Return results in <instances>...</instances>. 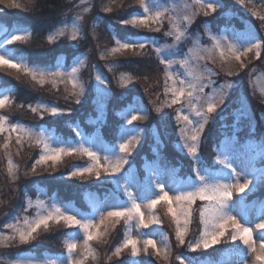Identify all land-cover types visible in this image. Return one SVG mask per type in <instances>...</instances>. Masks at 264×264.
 <instances>
[{"label":"snow or ice","instance_id":"obj_1","mask_svg":"<svg viewBox=\"0 0 264 264\" xmlns=\"http://www.w3.org/2000/svg\"><path fill=\"white\" fill-rule=\"evenodd\" d=\"M85 2L86 0H81V3ZM251 2L252 0H236V3L242 6H247ZM0 3L5 4L7 8H24L18 0H0ZM116 3L117 0H111V4ZM138 3L142 13L122 20L120 24L129 25L133 29H146L149 32H160L165 22L168 24L164 35L171 37L172 43L161 45L156 41L152 42L153 51L159 63L163 65L165 96V100L153 110L160 113L165 108L180 106L175 109L174 116L178 135L176 147L189 159L192 175L177 179L176 169L153 163L146 165L147 175L141 180L135 169L131 167L125 169V165L130 164L129 157L147 131L134 123L146 121L147 110L134 105H130L120 114L127 127L123 125L119 127V143L111 146L104 144L99 129L95 137H86L78 127L73 128L80 139L72 143L46 135L42 127L36 130L20 122L10 123L6 116L0 115V135L7 133L4 143L0 144V149L5 152L7 175L13 183L19 179V165L14 163L10 154V142L15 134L17 155L20 154L25 143L30 148L39 149L38 158L34 160L31 169L24 172L25 176L35 175L39 166H45L47 170L49 162L55 169L63 158L75 156L87 158L89 164L74 165L69 173L70 179L95 176L100 180L103 174L109 178L106 182L116 185L117 189L111 196V203L108 197L100 200L92 194L86 195L85 199L88 200L91 210L83 212L71 206L49 203L44 199L33 201L25 192L23 209L25 215L18 216L4 225L8 232L0 231V247H10L13 244L28 245L38 238L41 229L46 232L53 223L56 225L62 223L65 228L76 231L65 233L66 255L44 260L16 258L0 261V264H86L89 258L97 259L92 242L104 240L110 230H115L121 222L124 225L123 240L108 256V260L113 257L119 258L128 249L132 257L128 264H150L135 259L141 251L144 255L152 254L167 260L172 250L168 236L162 234V239L158 242L151 233L142 231L150 229L153 225H163V220L156 211L161 204L165 207V215L170 218L174 226L177 246H186L188 252L196 253L207 252L222 242H230L234 245L226 260L212 261L201 257L178 255L176 257L178 264H249L248 256L253 257L251 264H264V201H260L258 206L247 202V194L264 185V166L256 167L258 159L264 161V140L257 142L249 139L244 143L240 142L238 137L240 121L246 119L248 115L244 101L233 110L232 134L225 136L224 140L213 148L214 164H206L200 152L201 144L206 139L204 137L206 126L217 119L222 121L226 119L224 114L226 98L230 95V90L235 88L234 82L228 80L217 85L214 77L219 73L207 65L219 61L221 71L230 77L234 74L232 61L237 62L239 69L243 70L247 65L244 64L242 57L254 52L255 58L260 59L264 51V40H257L251 32L241 34L232 30L231 35L223 32L217 34L211 31L209 23L205 21L204 32L211 45L203 46L197 36L192 40V47L187 52H183L180 45L184 40L189 39L188 29L195 18L201 14L208 17L216 13L217 9L224 7L222 0H191L190 3L188 0H138ZM260 3L264 5V0H260ZM249 10L264 21V15L256 11L255 4ZM90 11L91 7L83 9L85 14ZM102 11L110 13L113 9L111 6H106ZM83 20L84 15L78 14L71 21H63L61 26L47 37V42L51 44L64 37L70 41L82 39ZM93 31H95V23ZM31 35L26 28L17 26L9 30L0 23V36L3 37L0 39V70L15 71L30 78L40 88L47 84L57 92L59 85L64 84L65 100L80 104L81 97L85 94L80 73L87 66V57L79 58L70 71L61 70L59 64L55 70L30 64L22 55L14 54L16 50L9 46L27 44ZM111 35L114 46L100 53L102 60L129 51L137 56L148 46L139 36L129 35L121 38L115 32ZM107 67L110 72L115 70L114 65ZM95 79L99 85L106 84L100 74H97ZM133 80L134 77L127 73L122 72L119 76L121 86ZM205 89L211 91L206 92ZM98 91L102 98L97 101L100 115L96 122L102 124L105 110L103 98L110 93L106 89ZM13 103L10 89L0 93V110L10 107ZM28 109L41 120L45 114L56 117L71 111L43 101H38L34 105L29 104ZM260 119L264 121V113L260 114ZM153 135L158 138V130H154ZM101 151L104 153L103 156ZM237 161L240 162L239 169L236 166ZM165 177H168L170 182H166ZM133 188L137 191L133 192ZM119 193L123 194L124 199L119 197ZM197 201L201 202L200 206L194 209L193 206ZM33 208L36 209L34 215L31 217L26 215ZM253 211L257 221L254 227L251 226ZM197 213L199 236L194 240H186L194 222V215ZM133 229L138 235L132 234ZM81 233L84 252L80 258H77L74 254ZM231 256L238 259L233 261Z\"/></svg>","mask_w":264,"mask_h":264},{"label":"trees","instance_id":"obj_2","mask_svg":"<svg viewBox=\"0 0 264 264\" xmlns=\"http://www.w3.org/2000/svg\"><path fill=\"white\" fill-rule=\"evenodd\" d=\"M78 1L79 0H18L19 3L24 5V8L19 9L7 8L5 7V4L0 3V23L5 26H8L9 28L21 25L28 26L32 31L31 38L27 44H17L11 46V48L16 50L15 53L17 55L27 57L28 60L31 61L45 63H52L53 60H56V58H58V56H62L65 62L70 63V61L76 55L83 54V56L87 57V66L84 68L83 75H80V77L84 78L85 81H89L90 83L86 84L90 85L91 88L90 92L85 93L84 96L81 97L80 104H75L74 102H71V100H65L64 98V109H70L71 111L69 113H66L60 117H52L48 114H45L43 120H41L38 115L33 114L28 109V104H24V100L29 99L30 103V101L33 99H50L49 97H47L49 95H46L47 92L50 91L49 87L46 86L44 91H42V94H34L32 92L38 91V86L35 85L30 80V78L25 77L23 75H19L14 71H8L7 69L0 70V87H14L11 91L14 103L10 107L1 110L0 115H5L7 118H10V121L12 123L15 120H19L21 122L30 124H45L46 126H48V128L53 130L57 137L61 136L60 138H64L63 136L65 135L72 134L73 128H75V126H79L80 128L85 129L86 131L92 132V127L94 128V126L88 121V118L90 117L89 112L91 108V102L92 99L95 97V92L92 88V78L94 76V72H96V68L100 69L101 67V64L96 61L95 56H99L100 52L105 51L106 48H111L114 45L112 43L113 39L111 35L113 32L117 33L121 38H123V36H129L133 34L139 35L138 33L140 31H146L149 33V31L145 29L139 30L137 31V33L130 31L136 29L126 28V30H121L122 26L124 25L121 26L120 21L128 19L130 16L136 14L135 11L138 10V8L140 10V6L138 5L137 0V4L135 3V0H124L121 2L120 6L117 7L113 11V13H111V15H109L117 23H119L117 31L109 26L106 27L102 23L98 25L104 31H100V40L98 41L97 47H92L90 42L88 44L85 43L84 40L87 41V38H82L78 41H70L69 39L62 38L51 44L48 43L47 37L45 36V31L51 29L53 24L59 23L61 21L63 22L64 20L70 18V16L76 11L79 12L80 7ZM255 5L259 10H264V6L261 3H256ZM243 13L250 20L252 19V21L258 24L256 28L260 33L261 39L264 40V21H261L258 17L254 16L252 12L250 13V15L245 11ZM81 14L84 15L83 22H85V26L88 27V24L91 20V13L88 12L85 14L82 12ZM244 15H232V18L226 17V14L224 13L216 14L215 16H209V19H211V24H213V26H215L216 28H220V26H226L240 30L243 29L245 26ZM254 19H256L258 23ZM91 28L93 29V27ZM102 32L110 36L111 40L109 41L108 37H105ZM156 35H158V33ZM160 36L161 34L159 33V37ZM80 50L83 53H81ZM144 50L145 51H142L140 55L134 57L133 54H130L131 56L129 57L115 59V62L109 64L115 66L117 63L115 69H123L134 76L136 71H140L141 75L139 76V80H142L140 82L142 83L141 87L133 84L121 86L117 80H111L110 71L108 69V72H102L105 70V66L101 67V72L106 75L107 79H109V83H114L113 87L111 88L112 93L110 94V96L112 97L116 93L122 96V101L116 105L118 107L127 106L131 103V100L134 97L143 99L142 97L144 95L146 97V92L152 93L153 88L157 89L158 85L155 86V80L158 79L159 82H161L160 77L162 76V70H160V63L157 60L156 54H153L150 50ZM90 53H93L95 58L93 56H90ZM158 74H160V77ZM18 75L19 79H17ZM19 105H23V107H19ZM231 105L232 104H229V102L228 104L226 102V106L224 108V114L226 116V119L223 121L217 119L215 122H210L207 126V131H205L206 134H204V137L206 139H204L205 142L204 140L202 142V147L204 148V151L202 153L204 154V157L206 156L204 162L208 165L214 164L215 157L214 153L213 155L212 153H210L209 144L211 142L217 144L219 143V140L221 138L232 134L233 129L231 126L233 124V110H231ZM255 110L259 111V106H257V108L255 107ZM174 116H168L164 118L165 123H168L170 121L174 122L171 126L172 129L166 128V130H163V133L161 131V138L163 137L165 147H162V145L159 146L156 150V153H154L151 150L153 145L152 142L148 139H142L141 143L136 147L132 156H130L129 159L135 162L139 156L144 154V150H147L146 154H148V156L152 157L154 154L152 159H154L155 157H159L162 166L166 165L169 169L174 168L176 169L177 173H181L184 171L190 172L191 166L189 165V159H187V157L184 156L179 150H177L172 144V142L169 141V135L171 133L177 132V126L175 124ZM105 118H107V120L105 122L103 121V123L99 125V128L101 129V135L106 140L112 141L114 140V132L116 134V124L118 121H120V118L117 116V114L114 113L108 114ZM257 123L258 124L253 125V123L248 117L240 121L238 137L241 143L249 139L255 140V138L258 139L260 137V133L261 130H263V127L261 126L259 121H257ZM165 135H167L169 138H167ZM4 137L5 136L0 135L1 139ZM38 151V148H32V162H34V160L37 158ZM14 156L16 158L18 156L16 146L14 147ZM65 158H68L70 163H68L65 168L63 167L64 169L60 168L55 171V169L53 170L52 168L47 167V170H45V166H39L37 168L38 172L34 176H30L27 179H23L21 177L23 175L21 174V178L17 180L18 183L16 185L12 183L10 184L7 181V174L3 176L0 173V229L5 230L6 228H4V225H6L9 221L18 216L15 212L18 207L14 208V203L20 199V207L24 206V191L27 190V194L30 195L36 191L37 185H39L41 188H44L49 194H52L53 196L57 197L58 201L77 203V207L81 209L88 208L83 198L84 193L90 191L86 189L93 188V190H96L100 195H103L104 193L108 194L109 192H111L113 185L110 182H106L108 181V178L105 177L103 174L101 175L100 180H97L95 176L85 177L82 179H70L69 172L72 170L74 165H86L89 164V161L87 160V158H77L75 156ZM157 161L159 162V160ZM28 165L30 166L31 164L29 163ZM0 169L3 172L1 160ZM260 194V199H262L264 197V185L258 186L257 190H255L254 193L251 194L248 198H257L256 196ZM156 211L163 220V225L158 227L159 229H161L163 235L168 236L170 244L172 246L171 252L174 251L173 256H171V258L165 264H178V260L176 259V257L182 254H185V256L187 254L190 257H201L202 259L213 260L234 247V245H232L230 242H222L221 244L209 249L207 252H188L186 246H177L174 236V226L171 224L170 218L165 215L164 205H159ZM197 219L195 220L194 217V222L191 225V231L186 237V240L190 241L193 239V236H195V234H193L194 231L196 233L199 232V223ZM67 230V228L62 229V227L59 225H52L50 226L48 231L45 232L43 230L42 232H40L38 238L32 242L38 245V250H40L36 254L43 256L46 254L52 255L63 253L64 237L65 233H67ZM123 236L124 225L123 222H121V224L116 226L115 230H110L109 235L104 240L100 241L99 243L97 241H93L92 247L95 251H97L96 253H98L99 255L97 263L94 264H128V261L132 258L130 256V249L125 250V252H123L119 258L113 257L111 260H108V256H110L115 247L122 242ZM40 248L44 249L41 250ZM27 251L33 252V250L29 249V247L26 246L13 248L11 249V258L21 256V254ZM149 253H151V250L149 251ZM94 261L95 260L89 258L86 261V264H92ZM145 262H150V264H164L159 260V257H156L152 254L146 256Z\"/></svg>","mask_w":264,"mask_h":264},{"label":"rangeland","instance_id":"obj_3","mask_svg":"<svg viewBox=\"0 0 264 264\" xmlns=\"http://www.w3.org/2000/svg\"><path fill=\"white\" fill-rule=\"evenodd\" d=\"M122 1H124V0H117V3L116 4H111V0H86L85 3H81V0H79L78 1L79 7H80L79 12L76 11L74 14H72L70 16V18H68L66 20L67 21H71V19L74 16H76L78 14H81L83 12V9L84 8L91 7V11L89 12V13H91V20H90V22L88 24V27H86L85 26L86 25L85 22H83L82 28H83V34H84L83 35V38H87L88 39L87 41L84 40L85 43L88 44L90 42V44L92 45V47L95 48V47H97L98 41L100 40V33H101L100 31H104V30H102L98 26L100 23L104 24L106 27L109 26V27H111V28H113L114 30L117 31V29L119 27L118 26L119 23H117L109 15H111V13H113V11L117 7L120 6V4H121ZM188 2L190 3L191 0H188ZM135 3L137 4L136 0H135ZM222 3L224 5V7L223 8H220V9H217V12L216 13L211 14L209 16H215L216 14H224L225 13L226 14V17H232L233 18L232 15H244V13H243L244 11L250 15V13L252 11H250L249 9L252 7L253 4L260 3V0H252L251 4H247V6H242L240 4H237L236 3V0H222ZM138 5H139V3H138ZM106 6H111L112 9H113V11L110 12V13L102 11V8L103 7H106ZM256 11H258L260 13V15H264V12H263L264 10H259L256 7ZM135 12H136V14H141L142 13V9L140 8V10H139V8H138V10H136ZM136 14H134V15H136ZM209 16L208 17H205L203 14H201V15H199V16H197L195 18L194 22L191 24V26L188 29L189 39L184 40L182 42V44L180 45V48L182 49L183 52H187V50L192 47V40L195 39L197 36H199L200 43L203 46L207 47V46H210L211 45V41L208 39V36L205 35V32H204V22L205 21H207L209 23V27H210L211 31H213L214 33L219 34V33H222L223 32V33H225L227 35H231L232 30H235L237 33H241V34H243L245 32H251L252 35L257 40H262L261 37H260V33H259L258 29L256 28L258 24H256L254 21H252V19L250 20L245 15H244L245 16V18H244V25L245 26H244L243 29H240V30L239 29H235V28H231V27H226V26H220V28H216L215 26H213V24H211L212 21H210L211 19H209ZM254 20L258 23V21L256 19H254ZM61 23H62V21L59 22V23L53 24L51 29H48V30L45 31V34H46L45 36L48 37L50 34H53L57 30V28L59 26H61ZM94 23H95V31H93V29L91 28V27H93V24ZM19 27L25 28L23 25H21ZM126 28L133 29L129 25H124V26H122V29L121 30H126ZM26 29L31 32V29L30 28H26ZM167 29H168V24H167V22H165L164 27L161 29L160 32H149L148 33L146 31H140L138 33L139 35H135V36H139L140 38H142L143 40H145L147 42V44H148V46L145 49L150 50L154 54L155 52L153 51V47H154V45L152 43L153 41H156L157 43H159L161 45L171 44L172 43V38L169 37V36H165L164 35V33H165V31H167ZM139 30H143V29H136V30H130V31H133V32H136L137 33V31H139ZM102 33H103V35H105V37H108L109 41L111 40L110 36H108L107 34H104V32H102ZM157 33H158V35H156ZM159 33L161 34L160 37H159ZM123 37H125V36H123ZM2 38L3 37L0 36V39H2ZM60 39H62V38H59V39H57L55 41H58ZM63 39H68V38L67 37H64ZM112 43L114 44V40H112ZM9 47H11V46H9ZM109 48L110 47H108L106 49H109ZM143 51H145V50H143ZM81 53H83V52L81 51ZM14 54H16V53L14 52ZM130 54H132L131 51L126 52L124 54H117L114 57H109V58L104 59V60L100 59V54H99V56H95L96 58L94 57V54L93 53H90V56H93L96 59V61H98L101 64V67L102 66H105L106 67L105 70L102 71V72H105V71L108 72L107 71V69H108L107 65L115 62L116 61L115 59L129 57V56H131ZM82 55L83 54H81V56H78V58H76V59L73 58L74 60L73 59L71 60V62H70L71 66L70 67H68L66 65L67 62H65L63 60V57L62 56H58V58H56V60H53V64L55 62H57V63L55 65H51L50 66L51 68L50 67H46L44 65H41V67H44V68H47V69H50V70H55L56 66L59 64L61 70L70 71L71 68L76 65V61L79 58L86 57V56H82ZM24 59L28 62V58L27 57H24ZM242 60H243L244 64L247 65V67L244 68L243 70H240L239 69V64L237 62H235V61H232L231 62L232 63V70H233V73L234 74L232 76H230V77L229 76H226L225 73L223 71H221L219 61H217L215 64L209 63L207 66L209 68H212L217 73H219L218 76L214 77V79L217 82V85L223 83L225 80H228L230 82H234L235 88L232 89V90H230V95L226 98V102H227V104H228V102H229V104H232L231 105L232 106L231 110H234L237 107H239L241 101H244L246 103V105H247V111H248L247 117L251 120V122L253 123V125L258 124L257 121H259V123L263 127V130H261V133H260V137L258 139L255 138V140H254V141L259 142L260 140H264V121H261V119H260V114L261 113H264V51H262L260 59H256L255 58V53L253 52V53H250L247 57H242ZM116 65H117V63H116ZM159 65H160V70H162L161 71V74L163 76V65H161V64H159ZM101 67H100V69L99 68H96V70H95L96 72H94V76L92 78V80H93L92 81L93 82L92 88H93V90L95 92V97L92 99V102H91V108H90V112H89L90 113V117L88 118V121L90 123H92L93 126H94V128L92 127V129H93L92 132L93 133H92V136L91 137H95L96 134H97V130L99 129V133H100V136L103 139L104 144H107V145L111 146V145H114V144H111L110 141L106 140L101 135V131H100L101 129L99 128V125L101 123H97L96 122L97 121V117L100 115V113L98 112L97 101L102 98L101 97V93L98 90L106 89L111 94L112 93L111 88L114 85V83L111 84L112 82L109 83V79H107L106 75L101 72ZM83 70L84 69H82V71L80 73L81 76L83 75ZM8 71H12V70H8ZM114 72H115V74H114ZM114 72L113 71L110 72L111 80H117L118 83H119V76H120V74L122 72L131 75L130 73L126 72L125 70L119 69V68H116L114 70ZM237 72H238V74H235ZM97 74H100L105 79V81H106V84L105 85H99L97 83V81L95 79V76ZM140 75H141L140 71H136L135 76L134 75H131L132 77H134V80H133V82L129 83V85L130 84L131 85L133 84V85H136V86L138 85L139 87H141L142 86V83H140V82L142 80H139V76ZM158 75L160 77V74H158ZM162 76L160 77V81L161 82H159L158 79L155 80V82H156L155 83V86H157V85L158 86H157V89L156 88H153L152 89V93L146 92V97L144 95L142 97L143 99H140L138 97H134V98H132L131 103L128 104L127 106H119L120 109L116 105L119 102L122 101V96L121 95H118L116 93L112 97L109 95V96L103 98L104 99V103H105V110H104V117H103V121L104 122L107 120V118H105V117L108 114H113V113L114 114H117V116L121 120H123L120 114L125 109H127L130 105H134L136 107H140V108H143V109H146L147 110L148 119L146 121H143V122L137 121V122H134V123L136 125H138L139 127H141V128L147 129L146 133L144 134V138L143 139H148V140H150L152 142L153 145H152V149L151 150L154 153H156V150L158 149L157 144H159V146L162 145V147H165V142L163 140V137L161 138V131L163 133V130H166V128H171L172 129L171 126L174 123L172 121H170L168 123H165L164 118L165 117H168V116H174L175 115V109L178 108V107H180L179 105H176V106H173V108H165L160 113H157V112H155L153 110L155 106H158L160 103H162L165 100V96L163 94V77ZM80 79L84 83L85 93L90 92L91 91L90 85H87L90 82L89 81H85L84 78H81V77H80ZM0 85H1V82H0ZM46 86H48L49 89H50V91L47 92V94H46V95H49L47 97H49L50 99H36V100L33 99V100L30 101V103H29V99H25L24 100L25 101L24 104L27 103L28 105L29 104H33L34 105L38 101H43V102L48 103V104H56V105L59 104L62 108H64L63 101H64V97L66 95V93L64 91V89H65V85L64 84H60L59 85V92H57L56 90H54L51 87V85H47L46 84L43 88H40L38 86L37 87V90L38 91H34L32 93H34V94H42L43 93L42 91H44V89L46 88ZM12 88H14V87H12V86L10 88L0 87V93H3V91L6 90V89H10L12 91ZM69 88H70V86H69ZM205 91L206 92H210L211 89H205ZM147 95H149V96H147ZM147 97L150 98L151 100L148 99ZM238 97H239V99H238ZM225 106H226V104H225ZM225 106H224V108H225ZM257 106H259V108H260L259 111L255 110V107L257 108ZM109 107H111V108H109ZM87 111H88V109H87ZM60 116H62V115H60ZM60 116H56V117H60ZM8 120H9L10 123H12L10 121V118H8ZM16 122H19V120H15L13 123H16ZM20 123H22V122H20ZM22 124H24L26 126H29V127H33L36 130H40V128L42 127L43 130L45 131L46 135H51L53 137H57L55 134H53V133H51V132H49V131L46 130V129H49V128L45 124H30V123H22ZM175 124H176V122H175ZM75 127H78V126H75ZM125 127H127L126 124H125ZM78 128L82 132H84L83 134L86 137H88L85 134V129H82L80 127H78ZM154 130H158V138L153 135V131ZM205 131H207V126H206ZM74 134H75V132H74ZM204 134H206V132ZM2 135L3 136H6L7 133L6 134H2ZM113 136H114V139L117 140V144H118L119 143V131L117 129H116V134L114 132V135ZM163 136H164V134H163ZM165 136L167 138L170 137V140L169 139L168 140L172 142V144L174 145V147L177 150H179L176 147V142L178 140L177 132L171 133L169 135V137L167 135H165ZM224 138L225 137H223L222 139H224ZM79 139H80V137L76 138V136H74L73 137V140L69 139L68 141H70L72 143H75ZM68 141H66V142H68ZM204 142H205V140H204ZM3 143H4V138H2L1 141H0V144H3ZM215 145H216V143H214V142H211L209 144L210 153H212V155L214 153L213 152V148H214ZM15 146L18 147L16 145V143H15V134H13L12 140L10 142V154H11V157H12L14 163H16L17 165H19V173H18L19 178L22 177L23 179H27L30 176H34V175H28V176H25L24 175V172L26 170H30L31 169V166L33 164V162H32V156H33V154L31 152L33 147L30 148V147H28L27 143H25L24 146H23V148H22V150L20 151V154L16 158L14 156V147ZM153 147H154V149H153ZM203 151H204V148L202 147V144H201L200 152H201V155H202L203 159H205L206 156L204 157V154L202 153ZM146 153H147V150H144V154H142L141 156H139L138 159L135 162L133 160L129 159L130 164L129 165H125V169H128L129 167L135 169L136 170V173H137V176L141 180H143L144 176L147 175V173H146V165L153 164V163L161 165L159 157H155L154 159H152V157L154 156V154H153L152 157H150ZM38 154H39V151H38ZM103 155H104V153L101 151V156H103ZM0 157H1L0 160L2 161V167H3V172L0 169V173L4 176L5 174H7V158L5 156V152H4L3 149H1ZM37 158H38V156H37ZM246 159L247 158H245V160ZM157 160H159V162ZM214 161H215V157H214ZM29 163L31 164L30 166L28 165ZM68 163H70L69 159L68 158H63L62 162L59 163L56 166L55 171L58 170V169H60V168L62 169L63 167L65 168L68 165ZM87 165L88 164H86V165H79V166H87ZM189 165H190V161H189ZM236 166L239 169V167H240V162L239 161L236 162ZM261 166H264V162L258 159L256 161V167L259 168ZM47 167L48 168H52L51 167V162H49V165ZM190 172H191V169H190ZM21 174L23 176H21ZM177 174L178 173L176 171V176H177ZM165 180H166V182H170V180H169L168 177H165ZM7 181L10 184L12 183V184H15V185L18 183L17 181H15V183H13L9 179V177H8V180ZM22 181H24V180H22ZM112 185H113V188L111 189V192H109L108 194H105L104 193L103 195L98 194V192L96 190H93V188L92 189H86V190H90L87 193L94 195L95 197L99 198L100 200H104L105 197H108L109 198V202L111 203L112 202L111 196H112L113 193H116V191H117L116 185H114V184H112ZM132 190H133V192H136L137 191L135 188H133ZM24 192H27V190L24 191ZM253 193L254 192H252L250 194H247V202L250 205L255 204V205L258 206V203L260 201H264V197L262 199H260V196H261V194H260V195L256 196L257 198H248ZM23 195H24V193H23ZM27 195L33 201H35L37 199H44V200L48 201L49 203L55 202V203H58V204H60L62 206H71L72 208H74L77 211H82L83 212L85 210H88V211L91 210L88 200L86 202L88 208L87 209H81V208H78L77 207L78 206L77 203L58 201L57 197L53 196L52 194H49L44 188H41L39 185L36 186V191L34 193H32L30 195L27 194ZM119 197L121 199H124L122 193H119ZM19 200L14 203V208H17L18 207V209L15 212H16V214L19 217H23L25 215V213L23 211L24 206L23 207H20L21 202L19 204ZM24 200H25V195H24ZM24 200H23V202H24ZM200 203L201 202L197 201L196 204L193 206L194 209L195 208H198L200 206ZM35 211H36V209L33 208L28 213H26V215H28L29 217H31V216L34 215ZM194 217H195V220H196L198 218V213L196 215H194ZM15 218H13L9 222H12ZM251 219H252V225L251 226L254 227V224L257 222L254 211H253V213L251 215ZM197 221H198V219H197ZM52 225H56V224H54V223L53 224H50V226H52ZM59 226H61L62 229L65 228L62 223ZM0 231L5 232V233L8 232L7 229H5V230L0 229ZM42 231L43 230L41 229L40 232H42ZM75 231L76 230H74V232ZM142 231L145 232V233H151L153 235V237L158 242L162 239V231L156 225H153L150 229H145V230H142ZM132 234L134 236L138 235V233L136 232L135 229H133V233ZM193 234H195V236H193V239L192 240L198 238L199 232L196 233L194 231ZM64 242H65V237H64ZM82 243H83V234L81 233L79 235V238H78V248H77V250H76V252L74 254L77 258H80L82 256L83 252H84L83 247H82ZM20 246L29 247V249L33 250V252L27 251V252L21 254V256H18V257H15V258H11V254H12L11 253V249L17 248V247H20ZM140 247L142 249L143 245L141 244ZM38 249H39L38 248V245H36L34 243H30L28 245H16V244H13L10 247H0V261H8V260L16 259V258H20V259L31 258V259H35V260H44L46 258H57V257H60L62 255H66V250L64 248V252L63 253L52 254V255L47 254V255H45L43 257H38L36 255V253H38V251H40ZM42 249H44V248H42ZM175 249H173V250H175ZM150 250L151 249H149V251ZM230 250L226 251L224 253V255H222V256L219 257V259L216 258V259H213L212 261H221V260L228 259L229 258V254H230ZM95 252H97V251H95ZM184 252H185V250H184ZM96 254H97V259L92 264L97 263V260L99 258V255H98V253H96ZM173 254H174V251L171 252V255L169 256V258L167 260H165L163 258H160V257H159V260L165 264L171 258V256H173ZM182 255L185 256V254H182ZM146 256L147 255H144L143 251H141L140 255L138 257H136L135 259H137V260H139L141 262H145L146 261ZM186 256L190 257L187 254H186ZM231 259L233 261H235L238 258L235 257V256H231ZM247 259L249 261V264H251V261L253 260V257L252 256H248Z\"/></svg>","mask_w":264,"mask_h":264}]
</instances>
